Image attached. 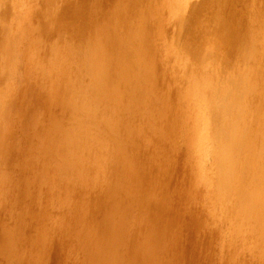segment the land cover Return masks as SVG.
Wrapping results in <instances>:
<instances>
[{"label": "rangeland", "instance_id": "obj_1", "mask_svg": "<svg viewBox=\"0 0 264 264\" xmlns=\"http://www.w3.org/2000/svg\"><path fill=\"white\" fill-rule=\"evenodd\" d=\"M0 98V264H264V0H0Z\"/></svg>", "mask_w": 264, "mask_h": 264}, {"label": "bare ground", "instance_id": "obj_2", "mask_svg": "<svg viewBox=\"0 0 264 264\" xmlns=\"http://www.w3.org/2000/svg\"><path fill=\"white\" fill-rule=\"evenodd\" d=\"M178 3H179V1H178ZM178 3H177V4H178ZM180 4H181V3H180ZM175 6H176V5H175ZM178 7H179V6H178ZM175 9H176V8H175ZM13 10H14V9H13ZM24 11H25V10H24ZM177 12H178V11H177ZM5 17H6V16H5ZM18 20H19V19H18ZM18 25H20V24H17L16 27H18ZM20 26H21V25H20ZM20 26H19V27H20ZM16 27H15V28H16ZM175 27H176V26H175ZM15 28H14L13 30H15ZM50 29H51V27H50ZM17 31H18V29H16V31H13L12 34H13L14 36L17 35V33H16ZM25 31H26V30H25ZM7 32H8V31H7ZM19 32H20V31H19ZM21 32H22V31H21ZM21 32L18 34V36L21 34ZM66 33H67V32H66ZM9 34H11V32H10ZM12 34L9 35V36H11V38H12ZM7 38H8V37H7ZM7 38H6V39H7ZM20 38H21V37H20ZM8 40H9V39H8ZM23 41H25V38H24ZM33 41H34V40H33ZM9 42H10V40H9ZM7 43H8V42H7ZM22 43H23V42H22ZM14 44H16V43H14ZM20 45H21V44H20ZM22 45H23V44H22ZM8 47H11V44L8 45ZM12 47H13V46H12ZM17 47H18V46H17ZM28 47H29V46H28ZM19 48H20V47H19ZM22 48H24V47L22 46ZM8 49H9V48H8ZM16 49H17V48H16ZM20 49H21V48H20ZM34 49H35V47H34ZM14 50H15V48H14ZM10 51H11V49H10ZM10 51H7V52H10ZM18 51H19V50H18ZM20 51H21V50H20ZM24 51H25V50H24ZM5 52H6V51H5ZM16 52H17V51H16ZM21 52H22V51H21ZM78 52H79V51H78ZM10 53H11V52H10ZM13 53H14V52H13ZM17 53H18V52H17ZM23 53H24V52H23ZM32 53H33V52H32ZM6 54H7V53H6ZM6 54H5V55H6ZM11 54H12V53H11ZM15 54H16V53H15ZM20 54H22V53H20ZM30 54H31V53H30ZM30 54H29V55H30ZM22 55H23V54H22ZM29 55H28V56H29ZM19 56H20V55H18V57H17V61H16V59H15L14 57H12V56H11V57L13 58V59H12L13 62L17 63L18 65H21L23 61H22L21 64H20V62H19V58H20V57H19ZM30 56H32V55H30ZM21 58H22V56H21ZM3 59H4V58H3ZM44 59H45V58H44ZM21 60H22V59H21ZM28 62H29V61H28ZM9 63H10V62H9ZM22 65H23V64H22ZM24 65H25V64H24ZM31 66H32V65H31ZM3 67H4V66H3ZM10 67H11V69H12V67H13V69L15 68L14 66L9 65V67H7V69H8V68L10 69ZM16 67H17V66H16ZM18 67H19V66H18ZM21 68H22V67H21ZM9 69H8V70H9ZM24 69H25V67H24ZM19 70H20V69H19ZM36 70H37V69H36ZM15 71H16V69H15ZM58 71H59V70H58ZM60 71H61V70H60ZM9 72H10V70H9ZM22 72H23V71H22ZM30 72H31V70H30ZM23 73H24V72H23ZM23 73H22V74H23ZM31 73H33V72H31ZM45 73H46V75H47V71L44 72V74H45ZM56 73H57V72H56ZM25 74H26V73H25ZM39 74H40V73H39ZM51 74H52V73H51ZM32 75H33V74H32ZM35 75H36V73H35ZM46 75H45V76H46ZM30 76H31V75H30ZM12 77H13V76H12ZM32 77H33V76H32ZM32 77H31V78H32ZM9 78H11V77H9ZM17 78H18V77H17ZM45 78H46V77H45ZM47 78H49V77L47 76ZM11 79H12V78H11ZM19 80H22V79H21V75L19 76ZM43 80H44V78H43ZM11 82H12V81H11ZM45 82H46V81H45ZM48 83H49V82H48ZM6 84H7V83H6ZM200 84H201V83H200ZM16 85H17V84H16ZM49 85H50V84H49ZM44 87H45V86H44ZM13 88H14V86H13ZM16 88H17V87H16ZM4 89H5V88H4ZM5 90H6V89H5ZM7 90H8V89H7ZM13 90H14V89H13ZM16 90H17V89H16ZM22 91H23V90H22ZM8 92H9V93H12V92H15V90L12 91V92H10V91H8ZM26 92H27V91H26ZM5 93H6V92H5ZM5 93H4V95H5ZM9 93H8V94H9ZM22 93H23V92H22ZM28 93H29V92H28ZM28 93H27V94H28ZM15 94H17V92H16ZM27 94H26V95H27ZM33 94H34V93H33ZM44 94H45V93H44ZM13 95H14V94H13ZM10 96H11V95L9 94V97H10ZM4 97L7 98V96H4ZM9 97H8V98H9ZM22 97H23V98H22ZM22 97H21L20 99H21V100L23 99V100H22L21 104L19 103L21 107H22L24 101L27 99L28 96L25 97V95H24V93H23V96H22ZM45 97H46V96H45ZM6 98H3V97H2V99H1V98H0V99H1V100H3V99L5 100ZM8 98H7V99H8ZM13 98H14L13 100H16V99H15V96H13ZM24 98H25V100H24ZM30 98H31V96H30ZM10 100H11V99H10ZM28 100H29V99H28ZM8 101H9V100H8ZM0 102H1V101H0ZM25 102H26V101H25ZM5 103H6V101H5ZM8 103H9V102H8ZM8 103H7V104H8ZM1 104H2V103H1ZM25 104H26V103H25ZM25 104H24V106H23L24 108H26ZM30 104H31V103H30ZM9 105H10V104H8V106H7L6 104H4V105L2 104V107L4 106L3 108L7 110V113H6L7 115H5V114L3 113L4 116L1 118V120H4V117H6V116H8V115H9V118H10L11 115L8 114V112L10 111V109H8V108H10ZM27 105H28V104H27ZM0 106H1V105H0ZM21 107H20V108H21ZM31 107H32V106H31ZM210 107H211V106H210ZM12 108H13V107H12ZM24 108H23V109H24ZM4 109H3V110H4ZM15 110H16V109H15ZM198 110H199V109H198ZM1 111H2V110H1V108H0V112H1ZM23 111H24V110H23ZM200 111H201V110H200ZM202 111H203V110H202ZM2 112H3V111H2ZM194 113H195V112H194ZM197 115H198V114H197ZM1 116H2V114H1ZM199 116H200V115H199ZM197 118H198V117H197ZM185 119H186V118H185ZM200 119H201V116H200ZM205 119H206V118H205ZM7 120H8V119H7ZM201 120H202V119H201ZM195 121L197 122V124L195 125L197 129H198V127H201V126H202V125H200L201 123H198L197 120H195ZM19 123H20V122H19ZM32 124H33V123H32ZM198 124H199V126H197ZM27 126H28V125H27ZM202 127H203V126H202ZM19 129H20V128H19ZM25 129H26V128H25ZM200 132H201V130H200ZM25 134H26V133H25ZM29 134H30V133H29ZM197 134H199V133H197ZM200 135H202V134H199V136H200ZM25 138H26V137H25ZM13 139H14V138H13ZM61 140H62V139H61ZM193 140H194V139H193ZM4 142H5V141H4ZM59 142H60V141H59ZM61 142H62V141H61ZM63 142H64V141H63ZM63 142H62V143H63ZM201 143H202V142H201ZM67 144H68V143H67ZM90 144H91V143H90ZM199 145H200V144H199ZM189 146H190V145H189ZM196 146H198V145H196ZM192 148H193V147H192ZM196 148H197V147H196ZM196 148H195V150H196ZM188 150H189V149H188ZM204 158H205V157H204ZM212 165H213V164H212ZM95 166H96V165H95ZM194 166H195V165H194ZM76 174H77V173H76ZM77 180H78V179H77ZM81 180H82V179H81ZM209 180H210V179H209ZM79 181H80V180H79ZM209 193H210V192H209ZM246 213H247V212H246ZM245 215H247V214H245ZM46 223H47V222H46ZM54 225H56V224H54ZM256 225H257V224H256ZM263 227H264V226H263ZM34 228H35V227H34ZM261 228H262V227H261ZM54 229H55V228H54ZM258 231H259V230H258ZM119 232H120V231H119ZM227 254H228V253H227ZM217 260H218V259H217ZM205 263H206V262H205Z\"/></svg>", "mask_w": 264, "mask_h": 264}]
</instances>
